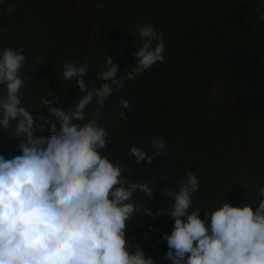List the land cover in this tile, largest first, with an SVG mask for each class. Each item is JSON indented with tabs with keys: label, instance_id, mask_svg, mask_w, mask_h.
<instances>
[{
	"label": "clouds",
	"instance_id": "obj_1",
	"mask_svg": "<svg viewBox=\"0 0 264 264\" xmlns=\"http://www.w3.org/2000/svg\"><path fill=\"white\" fill-rule=\"evenodd\" d=\"M15 11L13 6L8 14ZM259 19L264 20V14ZM136 29L144 43L136 48L137 61L127 80L165 59V33L150 23ZM153 41H158L155 46ZM25 63L23 47H9L0 54V85L6 88L0 98V126L12 130L13 137L25 138L22 155H0V264H154L139 246L133 254L126 241L128 222L141 212L133 197L137 192L151 197L153 185L129 182L120 162L101 151L108 132L99 124L100 109L114 89L125 85V78H118L119 65L107 56L105 70L98 75L106 82L89 89L84 80L89 64H65L63 78H75L84 95L67 110L42 99L52 119L38 114L37 120L22 105ZM35 63L42 64L41 59ZM93 102L96 111L81 124ZM120 103L129 107L128 101ZM119 119L126 120V114L121 112ZM37 129L52 135L36 137ZM152 147L156 151L151 155L135 146L130 154L138 164H151L164 152L166 141L153 137ZM198 191L199 179L191 172L178 191L166 190L174 204L163 212L175 220L172 233L164 235L166 259L172 264H264V199H259L258 208L225 202L201 218L200 209L189 211ZM258 196L264 197V187ZM142 213L159 215L146 207Z\"/></svg>",
	"mask_w": 264,
	"mask_h": 264
},
{
	"label": "trees",
	"instance_id": "obj_2",
	"mask_svg": "<svg viewBox=\"0 0 264 264\" xmlns=\"http://www.w3.org/2000/svg\"><path fill=\"white\" fill-rule=\"evenodd\" d=\"M174 1L172 6L167 0H144L145 8L140 10H136L129 1L123 8L127 15H119L115 10L112 12L111 8L100 11L96 0L101 26L95 50V75L91 78V83L99 87L106 82L102 78L98 80V75L101 70H105L107 56L113 57V63L119 65L118 78H125L124 87L114 89L113 94L107 98L106 107L101 110L99 124L108 132L107 144L114 145L118 139L122 142L130 139L135 147L151 155L156 151L152 147L153 137H162L166 141V150L153 159L151 164H138L129 153L127 162L123 164V168L129 169V182H147L152 185L154 179L166 177L176 181L180 173L184 175L188 171L184 169L183 161L187 158L195 160L198 154L203 156L204 150L199 149L200 146L197 148L193 140L189 139L190 135H187L185 115L189 111L198 109L204 112L211 108L212 106L205 105V101L212 105L211 100L217 95L212 89L216 85L231 90L234 95L231 113L226 104H218L226 121L221 126L219 140L227 148L231 143L230 151L236 152L233 148L236 143L244 146L249 142L242 136L233 140L234 144L229 139L230 136L237 135H233L235 131L239 134L247 128L248 119L258 125L264 121V53L255 51L249 39L255 33L264 36V20L259 19L264 11L252 9L249 5L225 9L220 7L224 0H206L192 8V14L197 17L191 18L185 4L191 7L197 0ZM19 2L20 0H11L1 3L0 10L5 13L0 11V14L9 16L8 9L18 7ZM75 18L79 19V16ZM2 19L5 22L2 27H8L6 18ZM145 23L152 24L157 32L165 33V59L137 75L134 80H127V72L132 70L137 61L134 53L144 43L136 25ZM80 24L79 21L78 30L74 31L76 45L70 56L74 62L83 65L82 56L86 43L83 41ZM202 35L205 38L200 37ZM157 42L153 41V46ZM63 46L67 50L66 41ZM197 78L205 86L202 92L204 104L195 108L189 94L194 90ZM122 100L131 105L128 108H118ZM121 112L126 114V120L119 119ZM255 145L254 157H259L256 154L259 141H255ZM189 153L192 155L189 156ZM176 159L179 163L174 162ZM190 172L201 176L208 174L200 166L193 167ZM231 191L235 198L236 187L233 186ZM139 196L140 199L144 198L141 192ZM214 197H208L206 204H213ZM204 198L202 195L195 198V209L199 208ZM171 201L168 199L169 207H172Z\"/></svg>",
	"mask_w": 264,
	"mask_h": 264
},
{
	"label": "rangeland",
	"instance_id": "obj_3",
	"mask_svg": "<svg viewBox=\"0 0 264 264\" xmlns=\"http://www.w3.org/2000/svg\"><path fill=\"white\" fill-rule=\"evenodd\" d=\"M97 1L100 5V11L111 8L112 12L115 10L119 15H127V11L123 8L129 1L134 4L136 10L145 8L144 0ZM167 1L172 6L173 2H175L174 0ZM205 1L197 0L191 7L185 4L187 13L192 16L191 18L197 17L192 14V8ZM8 2H11V0H0V4ZM248 5L252 9L256 8L264 11V0H224L221 1L220 7L232 9L235 7L244 8ZM2 15L5 14H0V54L9 47L13 49L23 47L24 55L26 56V63L21 69L22 76L27 78L25 86L21 89L23 93L22 105L37 120L38 114L44 116L47 120L52 119L48 107H44L41 104L42 99L53 100L54 106L64 110L69 107L74 109L76 103H78V98L82 97L84 93L77 87L75 78L71 81L63 78L64 65L67 63L79 64L71 59L70 53L75 49L76 39L74 31L78 30L77 25L80 21L83 41L86 43L82 62L90 65L84 80L88 83L89 89L93 88L94 85L91 83L93 81L91 78L95 75L96 66L94 64L97 55L95 50L97 49L101 26L98 22L96 0H20L15 12L8 14L9 16ZM75 16H79V19L75 18ZM2 17L6 18L5 20L9 24L8 27H2L5 25ZM200 37H204V35ZM249 39L255 51L264 53L263 35L255 33ZM64 41H66L67 50L63 46ZM37 57L41 59L42 64L37 65L35 63ZM204 87L203 82L197 78L194 90L189 94L195 108L202 107L204 104L202 94ZM212 92L217 94L211 100L212 105H209L210 103L208 104L207 100L205 101V105L212 106L211 108L204 112H200L198 109L189 111L185 115L187 119V135H190L189 139L193 140L197 148L200 146L199 149L204 150L203 156L200 157L198 154V158L195 160L187 158L183 161L184 169L188 171L184 175L180 173L176 181L174 178L170 179L168 177L154 179L152 182L153 195L151 197L141 193L144 198L141 197L140 199L139 192L133 197V202L138 205L141 212L137 213L127 224V245L133 254L137 246L142 248L146 257L153 258L154 264H172L171 260L166 259L169 248L164 235L172 233L175 220L163 212H167L172 208L168 205L169 198L167 199L166 190L170 188L172 191H178L182 178H186V175L193 167L200 166L203 171H208L205 176L193 173L199 179V191L193 194L189 211L196 210L194 202L198 195L205 196L199 208H197L201 210V218H205L208 212L214 211L218 205L222 206L225 202L233 206L243 207L249 204L253 208H258L259 199H264V197L258 196L259 188L264 187V152H262L264 121L261 125H258L252 119H248L246 122L247 128H244L239 134L238 131H235L233 135H237L230 136L229 139L233 143V140L242 136L249 142L244 146L233 143V148L236 152L230 151L232 144L230 143L227 148L219 140L222 130L221 126L225 125L226 121L223 117L224 113L221 112L218 104H226L228 112L231 113L234 107V95L231 90H225L218 85L213 87ZM5 93V86L0 85V98ZM106 103L107 100L100 112L106 107ZM129 105L131 104L129 103ZM120 106L121 104L118 108ZM97 107L98 105L95 102L89 104L86 109L85 120L80 121V123L83 124L91 119L92 113L96 111ZM14 127L15 122H13V129ZM11 135L12 130L5 131L0 126V153L6 159L22 155L20 144L25 138H17ZM34 135L36 137H50L52 133L48 130L41 131L37 129ZM255 141L260 143L256 153L259 157L256 155L254 157ZM113 144H107L106 148L101 150L102 154L108 155L113 161H119L123 166L128 160L127 156L131 147L135 143H132L130 139H126L124 142L118 139ZM237 152L240 153V156ZM174 162L179 163V160L176 159ZM128 170V168H124L123 176L127 180H131ZM137 175L139 174L137 173ZM233 186L237 189L235 198H233V191H231ZM224 189L227 192H222ZM210 196H215L213 198L214 203L206 204L205 200ZM171 202L173 206V200ZM166 206L167 208H165ZM145 207L151 209L153 213H159V215L150 216L143 214L142 211ZM202 214H204L203 217Z\"/></svg>",
	"mask_w": 264,
	"mask_h": 264
}]
</instances>
